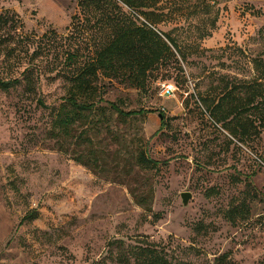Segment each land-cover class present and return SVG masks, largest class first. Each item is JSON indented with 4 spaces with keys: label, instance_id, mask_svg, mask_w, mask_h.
I'll use <instances>...</instances> for the list:
<instances>
[{
    "label": "rangeland",
    "instance_id": "1",
    "mask_svg": "<svg viewBox=\"0 0 264 264\" xmlns=\"http://www.w3.org/2000/svg\"><path fill=\"white\" fill-rule=\"evenodd\" d=\"M78 1L0 0V17L10 20L0 21V76L41 71L36 92L23 83L0 88V264H139L119 257L142 242L157 244L172 264H264V131L244 145L200 102L256 77L264 0H206L220 16L204 39V16L187 19L200 0H160L173 19L159 28L185 47L186 62L176 54L184 72L171 60L145 89L101 76L97 109L67 136L49 107L59 106L65 87L49 78L52 55H33V39L56 32L65 49ZM77 38L87 55V39ZM105 101L152 112L124 118ZM143 151L163 163L141 166ZM238 204L246 211L233 223L227 211Z\"/></svg>",
    "mask_w": 264,
    "mask_h": 264
},
{
    "label": "trees",
    "instance_id": "2",
    "mask_svg": "<svg viewBox=\"0 0 264 264\" xmlns=\"http://www.w3.org/2000/svg\"><path fill=\"white\" fill-rule=\"evenodd\" d=\"M159 3L160 0H79V14L72 16L68 28L72 30L65 41L69 45L65 49L59 50L63 40L56 32L45 33L38 40L33 39L36 42L33 55H52L49 78L51 81L60 80L65 87L66 94L59 106H49L55 112L57 133L69 136L73 125L87 120L89 113L97 109V103L91 100L96 95L97 82L101 76L125 79L133 86L145 89L151 74L171 60L179 63V71L184 72L176 54L186 62V49L172 35V30L165 32L159 28L161 23L173 19L170 12L164 11L165 6ZM192 7L187 19L203 15L198 28L200 38L211 36L212 30L217 27L220 9H215L206 0H200ZM213 10L215 14L212 16ZM208 15L209 18H206ZM0 21L7 24L10 20L0 17ZM208 21L210 28L207 27ZM75 36L79 37L76 41L87 39V55L81 53L80 45L72 42ZM255 65L256 77L252 80L228 82L217 96L200 98L215 123L221 124L244 145L254 135L264 131V61L257 60ZM35 67L26 68L22 78L4 79L0 76V88L8 91L23 83L27 91L36 92L41 71ZM39 101L45 105L41 98ZM105 102L108 108L124 118L152 112L145 109L126 111L116 102ZM160 113L162 125L167 126L165 113ZM138 163L145 168H157L163 162L149 157L143 151L139 154ZM245 211L243 205H233L227 211V217L236 223L238 216ZM33 218L35 216L29 214L24 219ZM132 258L139 264H172L162 248L148 242L130 244L119 260L128 263Z\"/></svg>",
    "mask_w": 264,
    "mask_h": 264
},
{
    "label": "built area",
    "instance_id": "3",
    "mask_svg": "<svg viewBox=\"0 0 264 264\" xmlns=\"http://www.w3.org/2000/svg\"><path fill=\"white\" fill-rule=\"evenodd\" d=\"M173 91L174 90H173L171 85H165V88H164L162 94L169 96V95H171L173 93Z\"/></svg>",
    "mask_w": 264,
    "mask_h": 264
},
{
    "label": "water",
    "instance_id": "4",
    "mask_svg": "<svg viewBox=\"0 0 264 264\" xmlns=\"http://www.w3.org/2000/svg\"><path fill=\"white\" fill-rule=\"evenodd\" d=\"M160 116L162 117L161 114H160ZM190 196H191V194L190 193H187V192L182 194V198H183L184 204H187L188 203Z\"/></svg>",
    "mask_w": 264,
    "mask_h": 264
}]
</instances>
